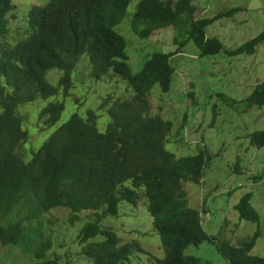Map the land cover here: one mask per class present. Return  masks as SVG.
Instances as JSON below:
<instances>
[{"label":"trees","instance_id":"16d2710c","mask_svg":"<svg viewBox=\"0 0 264 264\" xmlns=\"http://www.w3.org/2000/svg\"><path fill=\"white\" fill-rule=\"evenodd\" d=\"M129 2L51 0L43 7L29 5L17 17L24 25L23 35L9 41V26L16 18L14 5L11 0H0V245H16L21 254L29 252L35 258L29 264H58L54 252L46 254L50 238L38 219L52 208L64 207L70 210L67 219L73 225L77 213L88 210L76 230V255L93 264H119L127 260L133 246H139L133 241L119 244L117 234L99 224V219L115 216L121 200L132 205L141 201L163 250L153 264H209L184 252L188 245L204 240L213 242L227 264H264V254L250 251L262 230L249 204V191L232 208L240 219L255 223L250 235L233 244L217 240L200 226L197 210L187 206L180 184L198 183L210 154L203 146L185 155L165 149L171 122L151 114L148 100L154 85L162 93L169 90L174 72L169 58L187 41L195 45L198 56L222 49L217 37L205 35V27L239 8L196 17L192 0H137L128 29L144 38L169 27L176 46L173 51L145 54L141 66L132 70L126 62V39L116 28ZM262 43L264 26L225 53L252 54ZM81 63L85 77L75 83ZM51 71L58 72L54 82L46 76ZM90 78L119 79L130 95L118 96L106 106L112 92L96 98L84 93L92 84ZM65 100L69 114L60 121ZM41 102L32 112L35 121L41 128L55 127L32 146L26 127L31 120L20 108ZM228 104L233 110L239 104V111L264 105V77L247 96L229 99ZM248 141L263 146L264 127L250 132ZM235 162L233 171H238ZM98 234L102 238L96 239Z\"/></svg>","mask_w":264,"mask_h":264},{"label":"rangeland","instance_id":"374dc122","mask_svg":"<svg viewBox=\"0 0 264 264\" xmlns=\"http://www.w3.org/2000/svg\"><path fill=\"white\" fill-rule=\"evenodd\" d=\"M40 1L11 0L16 18L11 25L9 23L11 32L9 41L23 35L24 25L20 26L17 17L21 16L25 7L39 4ZM136 1L130 0L124 16L116 27L126 39L128 47L127 51L125 47L128 56L126 62L132 70H137L141 66L148 53L169 52L176 46L173 41L174 34L169 27L157 29L144 38L137 37L128 29L127 21ZM192 3L196 8V17H210L219 10L231 7L239 9L228 17H217L205 27L206 36H215L222 43V49L217 53L198 56L195 45L189 40L169 58V63L175 71L170 88L162 93L155 85L152 86L148 96L150 113L171 121V128L165 137L167 139L165 149L174 155H185L194 153L197 148L204 146L210 154V161L205 166L199 182L185 184L187 204L196 210H203L206 207L210 215L209 220L201 223L205 233L217 240H228L233 244L237 243L238 239L250 235L255 229V223L240 219L236 210L232 208L239 196L249 191L251 194L249 204L256 211L258 224L262 230L250 251L256 255H263L264 145L256 147L250 144L248 134L264 127V105L259 107L252 105L248 110L239 111L241 106L237 104L236 110H233L229 107L228 100L244 98L264 77V43L257 45L252 54L228 56L225 50L234 48L262 29L264 0H192ZM46 76L54 82L58 72L51 71ZM84 77V64L81 63L74 77L75 83ZM90 79L92 84L84 88V93L88 98H96L103 96L104 92H112L106 106L118 96L128 98L130 95L129 90L124 87L125 84L119 79L102 82L101 78ZM188 90L192 92L191 97L187 94ZM73 91L78 92L77 89ZM221 94L226 99L222 98ZM93 104L96 105L95 102ZM42 105L43 102L40 105L27 104L20 108V112L27 115L32 122L35 119L32 112ZM68 111L65 100L60 121L69 114ZM102 122H105V116ZM178 126L179 129L174 131ZM54 127L53 125L44 130L37 127L34 130L29 124L28 129L34 130L31 134L34 146H37ZM234 162L238 164L236 165L238 171H233ZM253 175L258 177L252 179ZM88 212V210L78 212V219L73 225L67 219L71 212L64 207H55L39 219L44 230L55 224V231L46 234L52 243L46 254L54 252L58 256V264L65 262L93 264L80 254L76 255L79 249L75 241L76 230ZM99 224L110 227L117 234L119 244L134 241L139 246V250L133 246L127 260L119 264H153L154 257H160L161 249L156 230L141 201L132 205L121 200L117 214L100 217ZM100 238L102 236L98 234L96 239ZM60 242L63 245H60ZM184 252L207 260L209 264H227L211 241L204 240L197 246L188 245ZM0 255V264H28L35 261L34 256L29 252L21 254V250L15 245L11 248L0 246Z\"/></svg>","mask_w":264,"mask_h":264},{"label":"clouds","instance_id":"9594fccd","mask_svg":"<svg viewBox=\"0 0 264 264\" xmlns=\"http://www.w3.org/2000/svg\"><path fill=\"white\" fill-rule=\"evenodd\" d=\"M51 0H41L40 1V3L39 4H37V3H35L34 4V7H43V6H45V5H47L49 2H50ZM33 6V5H32ZM26 8V7H25ZM120 33V32H119ZM176 54V53H175ZM174 73H175V71L173 72V75H174ZM173 75H172V78H173ZM263 79V78H262ZM261 79V80H262ZM187 94L189 95V90L187 91ZM148 96H149V94H148ZM161 98V97H160ZM160 116V115H159ZM161 117V116H160ZM162 118V117H161ZM164 119V118H163ZM166 120H168V119H166ZM170 121V120H169ZM171 122V121H170ZM34 124V125H33ZM30 125H31V128L33 127L34 128V130H35V128H37V127H39V129L40 130H44L45 128H41L40 126H38V124H37V122L35 121V119H34V121H32V122H30ZM172 125V124H171ZM27 128L29 127V125H27L26 126ZM47 128V127H46ZM179 129V126L177 127V129L176 130H174V131H177ZM34 130H29L28 129V131H29V133H30V136H29V141H30V143H31V145L32 146H34V144L32 143V139H31V134L33 133L32 131H34ZM47 137V136H46ZM167 143V139H165V144ZM169 146H170V144H169ZM204 147V146H203ZM174 151V150H173ZM175 152V151H174ZM237 162V161H236ZM200 180V179H199ZM199 182V181H198ZM187 183H192V182H182L181 184H180V189H181V191H184V194H183V198L186 200V197H185V184H187ZM140 196L141 197H143L142 196V194H140ZM186 204H187V201H186ZM203 204V203H202ZM187 206H189L188 204H187ZM190 207V206H189ZM63 208V207H62ZM146 208V207H145ZM191 208H193V207H191ZM204 208H206V207H204ZM53 209V208H52ZM195 209V208H194ZM207 209V208H206ZM50 211H51V209H50ZM49 211V212H50ZM148 212V211H147ZM148 214H149V212H148ZM46 215V214H45ZM197 215H198V217H199V224H200V226L203 228V224H201V223H204L205 221H207V220H209L210 219V215L208 214V211L206 210V211H203V210H201V209H199V210H197ZM202 218V221L200 222V219ZM39 220V219H38ZM204 229V228H203ZM55 231V224H54V226L53 227H49V228H47L46 230H45V233L46 234H51V233H53ZM156 235H157V237H158V240H159V247H160V249H161V251H160V257L163 255V250H162V246H161V243H160V239H159V236H158V234H157V232H156ZM48 237H49V235H47ZM118 237V236H117ZM50 238V237H49ZM128 242H132V241H128ZM134 242V241H133ZM50 243H51V239H50ZM123 243H125V242H123ZM59 244H61V242L59 243ZM51 245H52V243H51ZM138 245V244H137ZM0 246H6V247H9V248H11V246L12 245H0ZM16 246V245H15ZM17 247V246H16ZM135 247V246H134ZM137 248V247H136ZM139 250V249H138ZM6 253V252H5ZM4 254V253H3ZM2 255V254H1ZM0 255V256H1ZM160 257H157V258H160ZM155 258V257H154ZM31 263V262H30ZM29 264V263H28Z\"/></svg>","mask_w":264,"mask_h":264}]
</instances>
